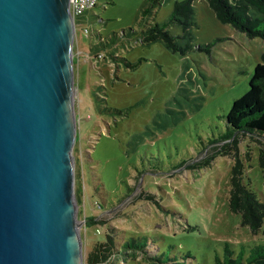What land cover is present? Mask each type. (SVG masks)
<instances>
[{
    "label": "rangeland",
    "instance_id": "rangeland-1",
    "mask_svg": "<svg viewBox=\"0 0 264 264\" xmlns=\"http://www.w3.org/2000/svg\"><path fill=\"white\" fill-rule=\"evenodd\" d=\"M175 1L162 0L140 22L144 0H98L85 15L90 32L75 28L72 155L83 264L108 227L126 237L146 236L147 256L167 251L183 264H213L224 241L264 240V220L252 231L229 209L232 157L193 166L209 154L206 143L224 130L232 101L248 89L264 42L218 21L206 0H192L194 43L213 42L209 53L180 56L160 42H136L145 22L165 19ZM99 36L107 43L105 58L90 51ZM106 106L115 110L102 111ZM254 136L264 147V137ZM247 144L240 142V148ZM249 145L244 181L264 201L259 146ZM91 216L96 223L87 224ZM147 256L137 258L161 264Z\"/></svg>",
    "mask_w": 264,
    "mask_h": 264
},
{
    "label": "water",
    "instance_id": "water-1",
    "mask_svg": "<svg viewBox=\"0 0 264 264\" xmlns=\"http://www.w3.org/2000/svg\"><path fill=\"white\" fill-rule=\"evenodd\" d=\"M69 0H0V264H83Z\"/></svg>",
    "mask_w": 264,
    "mask_h": 264
},
{
    "label": "trees",
    "instance_id": "trees-1",
    "mask_svg": "<svg viewBox=\"0 0 264 264\" xmlns=\"http://www.w3.org/2000/svg\"><path fill=\"white\" fill-rule=\"evenodd\" d=\"M162 0H144L139 8L140 22L152 17ZM218 21L230 24L234 29L244 33L247 37H260L264 42V0H206ZM90 12V11H89ZM88 13V12H86ZM85 14L82 16L85 17ZM75 17V28L81 25V17ZM140 30L136 42L150 44L160 42L167 50L186 56L194 50L210 52L213 42L195 44V29L197 28L196 12L192 0H176L169 15L160 22L147 23ZM171 27H177L178 32H170ZM88 28L86 33H88ZM90 32V31H89ZM90 34V33H89ZM107 43L99 36V41L90 46V51L100 57ZM89 51V52H90ZM112 57L117 58L113 55ZM127 64H130L127 62ZM73 65L75 58L73 57ZM75 73V67H74ZM114 108L104 107L102 111H113ZM224 130L217 138L206 143V150L211 147L209 154L194 167L206 166L218 155L231 156L229 175L228 206L240 215V221L252 231L261 228L264 220V201L258 199L254 190L244 181L246 161L250 159L249 144H257V162L264 182V147L254 135L264 137V48L260 60L254 65L253 73L248 80V89L235 98L224 115ZM240 142H247L245 149L240 148ZM252 142V143H251ZM75 198L78 196L75 191ZM96 204V202H95ZM98 206H100L98 204ZM106 208V206H105ZM94 217H88L87 224L96 223ZM123 232L117 233L113 227H108L104 240L96 242L88 252L87 264H141L138 254L147 256L150 243L146 236H128ZM223 251L216 253L213 264H264V240L252 242L231 243L222 242ZM158 263L168 260L179 262L176 256H169L166 252L156 251L148 253ZM183 264V262H179Z\"/></svg>",
    "mask_w": 264,
    "mask_h": 264
},
{
    "label": "built area",
    "instance_id": "built-area-1",
    "mask_svg": "<svg viewBox=\"0 0 264 264\" xmlns=\"http://www.w3.org/2000/svg\"><path fill=\"white\" fill-rule=\"evenodd\" d=\"M98 3V0H69V9L72 14L73 20L75 21V17L82 16L86 12H89L95 7ZM85 17H81V27L84 31H87V26L84 25ZM75 25V22H74Z\"/></svg>",
    "mask_w": 264,
    "mask_h": 264
}]
</instances>
